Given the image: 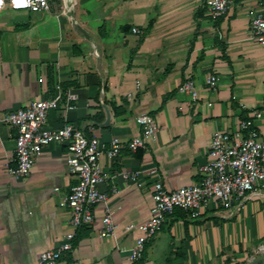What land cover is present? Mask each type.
<instances>
[{"label":"crops","instance_id":"0c3cea01","mask_svg":"<svg viewBox=\"0 0 264 264\" xmlns=\"http://www.w3.org/2000/svg\"><path fill=\"white\" fill-rule=\"evenodd\" d=\"M50 1L49 11H0V120L53 98L58 85L63 99L48 113L50 129L69 123L108 146L115 137L142 135L139 115L156 119L159 130L143 148L103 154L100 189L109 194L116 234L101 236L105 204L97 205L93 225L78 230L61 263L132 264L129 252L150 216L155 184L177 190L198 182L214 133L236 131L253 109L264 108V46L251 32L260 1L235 0L216 20L207 0ZM212 73L216 89L205 83ZM188 78L198 83L196 100L178 90ZM68 96L73 108L65 110ZM259 130L264 137V117ZM16 138L17 129L0 121V264H39L43 251L73 231L61 201L77 179L67 148L56 143L36 155L28 177H10ZM124 171L138 179H123ZM258 193L230 210L214 202L196 219L177 210L149 240L141 264H264V184Z\"/></svg>","mask_w":264,"mask_h":264},{"label":"built area","instance_id":"2783aa9c","mask_svg":"<svg viewBox=\"0 0 264 264\" xmlns=\"http://www.w3.org/2000/svg\"><path fill=\"white\" fill-rule=\"evenodd\" d=\"M235 0H207L206 9L214 20L226 14ZM50 0H0V11L4 8L44 12L51 9ZM132 32L141 33L138 27ZM251 32L254 39L264 46V3L251 18ZM40 81H44L41 78ZM209 89H216L219 84L217 74L206 77ZM180 93L199 98V86L196 80L188 78L178 87ZM133 98L131 94L128 95ZM63 93L60 85L53 98L33 100L26 107L3 114L1 122L17 129L15 166L7 164L10 177L21 179L29 176L34 166V159L42 149L52 143L67 148L66 160L70 172L77 179L71 192L61 201V206L70 209L73 231L56 249L45 250L40 254L39 264H61L63 257L73 250V242L78 230L91 226L95 221V207L105 204L103 238L116 234L118 224L114 220L112 208L107 204L109 194L100 186L106 181L102 157L106 152L117 157L122 148L138 151L145 146L159 130V124L150 114L138 116L143 134L134 136L128 142L115 137L105 145L99 137L89 136L84 130L66 123L59 128L47 126L48 113L61 106ZM71 97L64 105L65 110L73 108ZM264 117L263 109H253L248 119L240 122L233 132L217 131L214 133L209 148V160L200 168L201 178L198 182L179 188L167 189L162 182H157L152 195V206L149 218L139 224L140 232L135 245L129 252L132 264H141L146 245L162 228L169 217L181 210L191 219L199 218L206 208L217 202L221 207L230 210L241 205L249 196L258 195V186L264 183V137L259 130V123ZM139 173L122 172L125 180L136 181ZM116 192V189L113 190ZM264 250V244L261 245Z\"/></svg>","mask_w":264,"mask_h":264},{"label":"trees","instance_id":"16d2710c","mask_svg":"<svg viewBox=\"0 0 264 264\" xmlns=\"http://www.w3.org/2000/svg\"><path fill=\"white\" fill-rule=\"evenodd\" d=\"M260 3H264V0H259ZM203 12V10H199V13ZM153 20L150 21L149 25L145 28L144 32H143V35L141 37V40H140V44L144 41V39L146 38V36L150 33L152 27H153ZM136 51V50H135ZM134 53L131 54V57L133 56ZM64 86L66 87L67 84H64ZM143 261V258L141 260V262Z\"/></svg>","mask_w":264,"mask_h":264},{"label":"rangeland","instance_id":"374dc122","mask_svg":"<svg viewBox=\"0 0 264 264\" xmlns=\"http://www.w3.org/2000/svg\"><path fill=\"white\" fill-rule=\"evenodd\" d=\"M56 3L57 4H61L62 6L64 5V6H66V4H65V0H56ZM12 12H15V13H24V12H28L27 10H20V11H12ZM260 184H264V183H260ZM259 184V185H260ZM259 256H263V255H259Z\"/></svg>","mask_w":264,"mask_h":264}]
</instances>
